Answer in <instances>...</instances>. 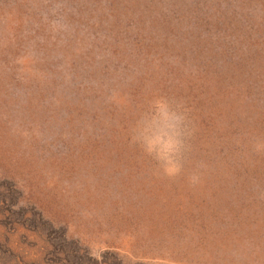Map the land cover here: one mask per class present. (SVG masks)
Returning <instances> with one entry per match:
<instances>
[{
    "label": "rangeland",
    "instance_id": "1",
    "mask_svg": "<svg viewBox=\"0 0 264 264\" xmlns=\"http://www.w3.org/2000/svg\"><path fill=\"white\" fill-rule=\"evenodd\" d=\"M0 264H264V0H0Z\"/></svg>",
    "mask_w": 264,
    "mask_h": 264
}]
</instances>
